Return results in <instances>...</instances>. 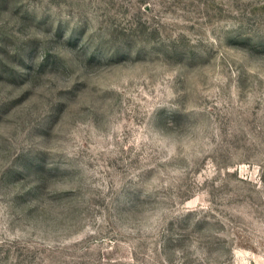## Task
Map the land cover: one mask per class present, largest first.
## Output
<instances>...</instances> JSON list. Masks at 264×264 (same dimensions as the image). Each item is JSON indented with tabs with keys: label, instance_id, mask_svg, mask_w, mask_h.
<instances>
[{
	"label": "rangeland",
	"instance_id": "obj_1",
	"mask_svg": "<svg viewBox=\"0 0 264 264\" xmlns=\"http://www.w3.org/2000/svg\"><path fill=\"white\" fill-rule=\"evenodd\" d=\"M0 264H264V0H0Z\"/></svg>",
	"mask_w": 264,
	"mask_h": 264
}]
</instances>
